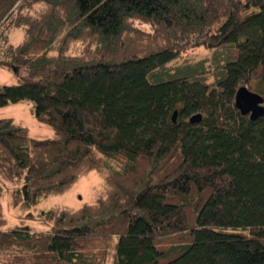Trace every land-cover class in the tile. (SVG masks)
Segmentation results:
<instances>
[{
  "label": "trees",
  "instance_id": "obj_1",
  "mask_svg": "<svg viewBox=\"0 0 264 264\" xmlns=\"http://www.w3.org/2000/svg\"><path fill=\"white\" fill-rule=\"evenodd\" d=\"M202 46L224 50L216 72L167 66ZM0 66L26 69L0 107L30 100L55 132L0 117L15 197L103 176L92 201L0 227V253L30 250L0 264H107L115 240L116 264H264V115L235 104L254 80L264 95V0H0Z\"/></svg>",
  "mask_w": 264,
  "mask_h": 264
},
{
  "label": "rangeland",
  "instance_id": "obj_2",
  "mask_svg": "<svg viewBox=\"0 0 264 264\" xmlns=\"http://www.w3.org/2000/svg\"><path fill=\"white\" fill-rule=\"evenodd\" d=\"M22 30L17 29L12 34L11 39L14 42L22 39ZM225 56L224 50L209 49L206 47L192 48L179 57L168 63L167 66H178L184 63L190 65L202 64L204 68L216 72L218 64ZM221 60V61H220ZM26 74V69L23 67L6 68L0 66V84L13 85L23 81ZM252 90L258 88L257 80L251 84H246ZM254 88H253V87ZM259 89V88H258ZM262 91V89H259ZM0 117H11L17 123H20L29 128L30 134L36 138H47L55 135L54 130L46 123L40 122L34 112V103L30 100L11 103L0 107ZM121 166L116 161L108 159L104 168V174H111L115 169H120ZM21 180L10 181L3 171L0 170V185L2 193L0 194V227L2 229L20 228L26 224L38 225L39 223L32 219H27V213L33 212L36 216H40L43 210H46L52 205H68L79 207L82 203L92 201L95 198L98 185L103 182V176L97 172H90L77 181L71 190L41 199L36 206H27L15 197L13 190L21 184ZM15 253L29 254L30 250L25 247H13L3 253H0L1 259H6ZM107 264H116V240L110 248V255Z\"/></svg>",
  "mask_w": 264,
  "mask_h": 264
},
{
  "label": "water",
  "instance_id": "obj_3",
  "mask_svg": "<svg viewBox=\"0 0 264 264\" xmlns=\"http://www.w3.org/2000/svg\"><path fill=\"white\" fill-rule=\"evenodd\" d=\"M235 104L243 115H250L252 119H257L264 115V95L252 90L247 85H242L237 93ZM179 111L175 110L173 120L177 119ZM203 118V114L196 113L190 120L192 122H199Z\"/></svg>",
  "mask_w": 264,
  "mask_h": 264
}]
</instances>
